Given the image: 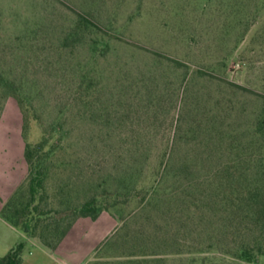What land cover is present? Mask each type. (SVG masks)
<instances>
[{"label":"rangeland","instance_id":"374dc122","mask_svg":"<svg viewBox=\"0 0 264 264\" xmlns=\"http://www.w3.org/2000/svg\"><path fill=\"white\" fill-rule=\"evenodd\" d=\"M79 15L121 38L87 28ZM0 70L30 95L27 141L59 127L42 208L93 196L111 204L104 189L150 181L166 152L173 170L144 207L137 209L140 197L110 208L113 217L82 219L55 253L39 245L43 225L34 234L30 222L22 264H190L193 257L229 264L231 212L217 204L218 187L226 172L239 173L241 158L264 154L256 133L264 117V0H0ZM23 124L18 101L5 99L0 197L20 180L18 188L27 185ZM180 169L189 172L176 179ZM43 219L54 233L71 221ZM213 233L220 243L210 249ZM21 237L0 220V256ZM200 243L203 252L193 253Z\"/></svg>","mask_w":264,"mask_h":264},{"label":"trees","instance_id":"16d2710c","mask_svg":"<svg viewBox=\"0 0 264 264\" xmlns=\"http://www.w3.org/2000/svg\"><path fill=\"white\" fill-rule=\"evenodd\" d=\"M80 16V23L87 28L94 29L96 32L105 36H115L121 38L119 34L109 33L106 29L99 26L93 20L84 15ZM177 66H183L180 61H174ZM9 97H14L20 106L23 114V138L25 140L24 158L28 166V177L26 188H17L11 197L5 202L1 211V217L13 227L19 229L24 235L29 233V223L34 221L33 230L36 234L37 229L43 225V232L40 235V243L45 248L55 251L65 239L75 222L81 218H90L97 220L103 212H109L110 208L118 205H127L131 201L140 198L137 203L138 207H144L152 198L157 196L161 188L166 184L172 174L170 155L163 154L158 157L159 165L151 170V180L143 183L141 186L126 185L122 191H108L104 189L102 195L114 200L113 203L103 205L97 196H93L75 207H67L63 210L54 208L44 209L41 204L47 199L45 195V186L48 180L50 166L49 161L54 154L60 149L62 138H59L58 125L45 131L37 142H29L26 138V132L30 122L31 112L33 110L30 95L22 83H17L12 79L10 74L0 70V119L4 108V101ZM256 133L264 135V117L259 119L256 126ZM58 138V139H56ZM56 139V140H55ZM235 164V163H234ZM228 166V169H236L235 165ZM244 165L247 167L245 168ZM240 166L242 168L238 169ZM256 170V171H255ZM189 169H180L174 172L176 179H181L186 175ZM237 171L232 175L226 172V184L219 185V190L224 197L217 204H224L231 212L229 217L224 219L227 225L224 227L225 237L227 238L225 255L231 257L229 264H260L264 258V154L260 158H254L252 154L249 158H241ZM239 179L242 180L239 183ZM25 190V191H24ZM220 195V194H219ZM124 197L126 201H120ZM26 198V202L24 201ZM239 203L240 209L237 208ZM236 205V206H235ZM231 207V208H230ZM136 209V210H137ZM60 222L66 219L71 221L67 223L62 230L61 226L56 229L55 233L51 229L53 223H47V219ZM44 222L46 223L44 225ZM126 225V223H124ZM217 233L221 229L212 224ZM57 227V225H56ZM52 231V233H50ZM219 235V234H217ZM213 233L211 239L213 243L209 244L210 249H214V244L220 243V237ZM50 237V238H49ZM49 238V239H48ZM231 239V241H230ZM205 243L197 244L193 248V253L203 252ZM27 247V241L21 240L17 243L4 257H0V264H22L23 256ZM161 260L146 259L137 261L141 264H157ZM214 258L211 257H193L190 264H213Z\"/></svg>","mask_w":264,"mask_h":264},{"label":"crops","instance_id":"0c3cea01","mask_svg":"<svg viewBox=\"0 0 264 264\" xmlns=\"http://www.w3.org/2000/svg\"><path fill=\"white\" fill-rule=\"evenodd\" d=\"M25 175H26V173H25ZM20 182H21V180H20ZM20 182H17V184H15V186H14V188L11 190V192H10V194L8 195V196H5V197H0V220H1V222H4V224H6L7 226H10V228L13 230V232H19L20 234H21V239L20 240H13V242H11V243H9L7 246H5V248L3 249V251L5 250V251H7V252H9L17 243H19L21 240H25V235L19 230V229H17V228H15V227H13L12 225H10L7 221H5L2 217H1V211H2V209H3V206H4V204H5V202L11 197V195L14 193V191L18 188V186H19V184H20ZM105 213H107V214H109V215H111L110 213H108V212H103L100 216H99V218L103 215V214H105ZM112 216V215H111ZM113 217V216H112ZM82 219H89V218H81V219H79V220H77L76 222H75V224L73 225V227L71 228V230L69 231V233L67 234V236L70 234V232H72V230L76 227V225H78V223L82 220ZM117 223V222H116ZM116 228V227H115ZM114 228V229H115ZM112 233V232H111ZM66 236V237H67ZM66 237H65V239H66ZM107 238V237H106ZM64 239V240H65ZM64 240L61 242V244L59 245V247L57 248V250H55V251H51V250H49V249H47V248H45L44 246H42L40 243H39V245L40 246H42L43 248H45L46 250H48L49 252H51V254L52 253H55V252H57L58 250H60V247H61V245H62V243L64 242ZM8 254V253H7ZM6 254V255H7ZM1 257V256H0ZM2 257H4V256H2ZM60 264H66V263H64V262H61Z\"/></svg>","mask_w":264,"mask_h":264}]
</instances>
